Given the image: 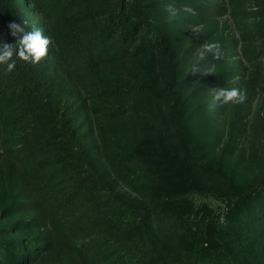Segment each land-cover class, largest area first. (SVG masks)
I'll use <instances>...</instances> for the list:
<instances>
[{"label":"trees","instance_id":"obj_1","mask_svg":"<svg viewBox=\"0 0 264 264\" xmlns=\"http://www.w3.org/2000/svg\"><path fill=\"white\" fill-rule=\"evenodd\" d=\"M25 20L52 44L0 65V264H264V0H0V42Z\"/></svg>","mask_w":264,"mask_h":264},{"label":"clouds","instance_id":"obj_2","mask_svg":"<svg viewBox=\"0 0 264 264\" xmlns=\"http://www.w3.org/2000/svg\"><path fill=\"white\" fill-rule=\"evenodd\" d=\"M250 10H255L250 9ZM28 21L22 24L10 22L8 28L10 34L15 37L14 43L0 42V65H5L4 73L8 75L12 73L17 65V61H23L29 64H39L48 54L49 46L52 40L46 36L39 28L27 31L25 26ZM205 53H210L216 60L224 58V51L219 42H210L202 45V49L198 52L199 58L203 60ZM193 72H196L194 69ZM212 103L220 105L224 104H243L247 100L245 92L238 88H215L212 89Z\"/></svg>","mask_w":264,"mask_h":264},{"label":"rangeland","instance_id":"obj_3","mask_svg":"<svg viewBox=\"0 0 264 264\" xmlns=\"http://www.w3.org/2000/svg\"><path fill=\"white\" fill-rule=\"evenodd\" d=\"M221 24L225 28L226 32H228L233 38H238V30L235 28L232 21H230L227 17H225V18L221 19ZM197 29L198 28H194L193 32H197ZM256 106H257V104L254 103V104H252L251 107L248 108L249 114H250L249 118H251V119L257 117ZM243 142L247 146L246 147V150H247L246 153H247L248 152V146L251 143V136L249 133H247L246 136L243 138ZM244 161H245V159H244Z\"/></svg>","mask_w":264,"mask_h":264}]
</instances>
